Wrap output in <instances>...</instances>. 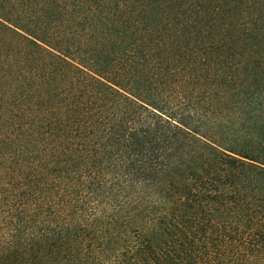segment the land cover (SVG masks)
Instances as JSON below:
<instances>
[{"label": "trees", "instance_id": "obj_1", "mask_svg": "<svg viewBox=\"0 0 264 264\" xmlns=\"http://www.w3.org/2000/svg\"><path fill=\"white\" fill-rule=\"evenodd\" d=\"M0 264H264V0H0Z\"/></svg>", "mask_w": 264, "mask_h": 264}]
</instances>
